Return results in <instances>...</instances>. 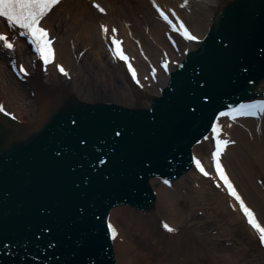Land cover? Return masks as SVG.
Masks as SVG:
<instances>
[{
  "label": "water",
  "instance_id": "water-1",
  "mask_svg": "<svg viewBox=\"0 0 264 264\" xmlns=\"http://www.w3.org/2000/svg\"><path fill=\"white\" fill-rule=\"evenodd\" d=\"M213 19L209 53L185 62L143 116L72 96L38 123L1 109L0 264L103 263L109 208H151L150 175L179 174L224 102L264 84V0H237Z\"/></svg>",
  "mask_w": 264,
  "mask_h": 264
},
{
  "label": "bare ground",
  "instance_id": "bare-ground-1",
  "mask_svg": "<svg viewBox=\"0 0 264 264\" xmlns=\"http://www.w3.org/2000/svg\"><path fill=\"white\" fill-rule=\"evenodd\" d=\"M97 1L106 9L103 15L87 0H61L43 18V23L56 36V57L67 69L64 75L57 73L54 65L48 66L47 74L41 72L40 61L30 53V45L25 40L17 39L14 50L0 46V110L27 123H38L50 104L61 97L72 96L88 105L121 106L127 110L139 107L142 116L150 111L154 97L167 80L159 69L155 81L144 77L148 64L166 53L173 69L174 59L180 61L188 49L193 50L198 44H177V52L166 45L167 26L154 18L156 13L149 0ZM156 1L175 12H183L178 7L180 0ZM227 1L190 0L191 12L184 11L182 15L190 29L202 39L209 31L218 6ZM105 21L119 28L125 49L135 55L139 43L144 50L136 61L141 72L137 76L138 84L130 79L122 63L112 62L110 54L108 57L105 53L106 44L98 25ZM0 28L5 30L1 22ZM15 58L24 64L27 72L21 78L11 67L12 63L15 68L18 66ZM222 118H218L219 124L223 123ZM221 136L228 137L227 147L221 154L224 172L248 209L255 212L256 221L264 227V115L258 119L240 117L230 127L223 128ZM198 137L192 155L199 158L207 176L189 164L179 175L165 176V183L171 182L167 187L151 174L149 187L156 197L151 208L124 201L109 208V221L117 230L111 248L118 264H142L140 259L146 255L151 262L143 264H228L226 258L233 262V256H224L216 241H212L218 233L216 227L221 225L228 228L229 235H241V241L245 238L242 242L248 241L246 244L254 252V260L264 264V246L257 237L258 231L251 221L246 222L239 203L226 193L213 173L211 136L201 133ZM203 215L208 216L207 221L201 218ZM211 219L217 226L205 228L203 223L211 224ZM163 222L175 231L166 230ZM144 238L147 244L143 246Z\"/></svg>",
  "mask_w": 264,
  "mask_h": 264
},
{
  "label": "snow or ice",
  "instance_id": "snow-or-ice-1",
  "mask_svg": "<svg viewBox=\"0 0 264 264\" xmlns=\"http://www.w3.org/2000/svg\"><path fill=\"white\" fill-rule=\"evenodd\" d=\"M60 0H0V16L6 17L8 21H10L13 25H17L22 29L28 30L27 34H30L33 42L37 45V50L41 53L43 59L46 63L52 62L54 57V49L51 47V40L49 38L50 34L47 29L41 26L42 19L55 7ZM99 7V5H97ZM101 11L104 9L101 8ZM164 18L171 22L170 17L167 13H164L161 10ZM183 22H181L182 24ZM105 31H107V27H105ZM184 34L191 40L198 39V37L192 35L184 26ZM0 43H4L8 49H15V45L9 40V37L3 33H0ZM117 44L120 41H116ZM124 59H128L126 56ZM26 71V69H25ZM61 71H64L63 66H61ZM133 74L135 75L136 70L132 69ZM260 112H264V101H260L256 104L250 105H242L240 109L241 114L247 115H258ZM217 140H219V135L217 136ZM221 143H226V141H221ZM219 156L220 152H216L217 157V166L219 168ZM197 164H200V161L197 160ZM203 171V168H201ZM221 175L223 176L226 182L228 181V177L224 175V171L222 168H219ZM233 195H238L233 189ZM243 204V200H241ZM245 211L248 212L249 217L251 218L253 214L251 210L247 208L245 205ZM251 222L256 226V228L260 231L262 238H264V227H261L258 221L255 219H251ZM169 230L175 231L170 226ZM115 228L113 227V232H115Z\"/></svg>",
  "mask_w": 264,
  "mask_h": 264
},
{
  "label": "rangeland",
  "instance_id": "rangeland-1",
  "mask_svg": "<svg viewBox=\"0 0 264 264\" xmlns=\"http://www.w3.org/2000/svg\"><path fill=\"white\" fill-rule=\"evenodd\" d=\"M207 217L208 216H205V215L201 216V218H203L204 220L206 219V221H207ZM209 222H211V224H207L206 222L203 223L205 228H207V225L208 226L209 225H211V226H215L216 225L217 226V223H212L213 219H211V221H209ZM222 228H223L222 225L219 226V228L216 227V230L218 231V233L215 230L217 234H214V238H213L212 241L213 242L216 241V244L218 245V248L220 249V251L224 252V254H225L224 256H226V257L227 256H231V257L233 256V260H232L233 262H230L228 258H226V260H227L226 262L228 264H258L257 261L254 260L255 259L254 255H253L254 252L252 251V249L250 250V247L246 244V243H248V241L246 240L245 241L246 243H244L242 241L245 238H243V240L241 241V238H242L241 235L237 236V237H234L231 234L229 235V232H227L228 228H223V229ZM199 231H202V230L200 229ZM199 234H200V232H199ZM216 236H217V239H216ZM222 239H224V240H222ZM220 240H222V241H220ZM224 241L227 242L226 243L227 245L225 244ZM142 244H143V246L147 244L145 238H144V241L142 242ZM235 250H238L239 252L241 251V253H238V252L236 253ZM135 251H137L138 252L137 253L138 256H140V253H139L137 248L135 249ZM142 257H145V258H142V259H147L146 260L147 262H151V260L149 259L148 255L142 256ZM224 264H225V262H224Z\"/></svg>",
  "mask_w": 264,
  "mask_h": 264
}]
</instances>
